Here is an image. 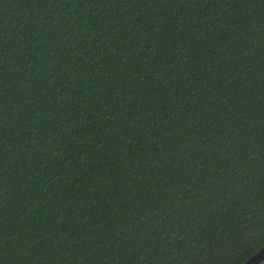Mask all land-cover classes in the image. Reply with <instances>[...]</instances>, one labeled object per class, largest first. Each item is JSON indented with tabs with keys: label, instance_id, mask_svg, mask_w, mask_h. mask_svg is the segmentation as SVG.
Returning <instances> with one entry per match:
<instances>
[{
	"label": "trees",
	"instance_id": "1",
	"mask_svg": "<svg viewBox=\"0 0 264 264\" xmlns=\"http://www.w3.org/2000/svg\"><path fill=\"white\" fill-rule=\"evenodd\" d=\"M263 246L264 0H0V264Z\"/></svg>",
	"mask_w": 264,
	"mask_h": 264
},
{
	"label": "water",
	"instance_id": "2",
	"mask_svg": "<svg viewBox=\"0 0 264 264\" xmlns=\"http://www.w3.org/2000/svg\"><path fill=\"white\" fill-rule=\"evenodd\" d=\"M264 259V246L246 260L244 264H259Z\"/></svg>",
	"mask_w": 264,
	"mask_h": 264
}]
</instances>
